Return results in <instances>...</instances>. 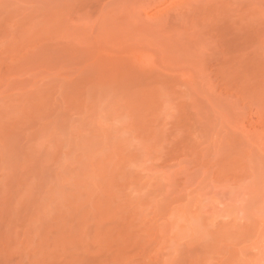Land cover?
I'll use <instances>...</instances> for the list:
<instances>
[{
	"label": "rangeland",
	"instance_id": "374dc122",
	"mask_svg": "<svg viewBox=\"0 0 264 264\" xmlns=\"http://www.w3.org/2000/svg\"><path fill=\"white\" fill-rule=\"evenodd\" d=\"M0 247L264 264V0H0Z\"/></svg>",
	"mask_w": 264,
	"mask_h": 264
},
{
	"label": "bare ground",
	"instance_id": "6f19581e",
	"mask_svg": "<svg viewBox=\"0 0 264 264\" xmlns=\"http://www.w3.org/2000/svg\"><path fill=\"white\" fill-rule=\"evenodd\" d=\"M3 248V247H2ZM2 248L0 247V249L2 250ZM3 250H6V249H4L3 248ZM2 252H5V251H2ZM1 252V255H0V257H3L4 259H6V260H4L3 258H2V260H3V262H1L0 264H6V262H8L9 261V259H7V256H3L4 254ZM6 253V252H5ZM5 255H7V253L5 254ZM9 256V255H8ZM9 258H11V257H9ZM12 259V258H11ZM10 259V260H11ZM6 261V262H5ZM9 262H11L12 263V261H9ZM9 262H8V264H9Z\"/></svg>",
	"mask_w": 264,
	"mask_h": 264
}]
</instances>
